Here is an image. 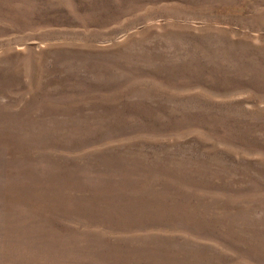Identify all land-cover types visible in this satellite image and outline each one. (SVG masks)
<instances>
[{
	"label": "rangeland",
	"instance_id": "374dc122",
	"mask_svg": "<svg viewBox=\"0 0 264 264\" xmlns=\"http://www.w3.org/2000/svg\"><path fill=\"white\" fill-rule=\"evenodd\" d=\"M0 264H264V0H0Z\"/></svg>",
	"mask_w": 264,
	"mask_h": 264
}]
</instances>
